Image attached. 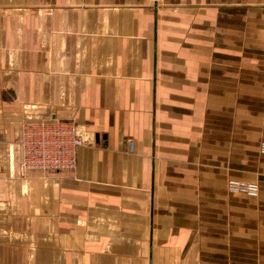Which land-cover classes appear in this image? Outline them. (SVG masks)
Masks as SVG:
<instances>
[{"label": "crops", "instance_id": "crops-1", "mask_svg": "<svg viewBox=\"0 0 264 264\" xmlns=\"http://www.w3.org/2000/svg\"><path fill=\"white\" fill-rule=\"evenodd\" d=\"M52 120L76 168L24 171ZM262 143L264 0H0V264H264Z\"/></svg>", "mask_w": 264, "mask_h": 264}, {"label": "built area", "instance_id": "built-area-1", "mask_svg": "<svg viewBox=\"0 0 264 264\" xmlns=\"http://www.w3.org/2000/svg\"><path fill=\"white\" fill-rule=\"evenodd\" d=\"M86 145L74 121L25 123L20 141L22 168L44 173L74 170L78 150ZM260 153L264 155V143L260 146ZM228 192L258 197L260 190L256 183L229 181Z\"/></svg>", "mask_w": 264, "mask_h": 264}]
</instances>
